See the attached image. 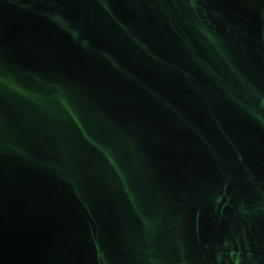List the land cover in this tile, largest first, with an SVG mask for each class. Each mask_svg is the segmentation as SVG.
Masks as SVG:
<instances>
[{
    "label": "water",
    "instance_id": "water-1",
    "mask_svg": "<svg viewBox=\"0 0 264 264\" xmlns=\"http://www.w3.org/2000/svg\"><path fill=\"white\" fill-rule=\"evenodd\" d=\"M0 264H264V0H0Z\"/></svg>",
    "mask_w": 264,
    "mask_h": 264
}]
</instances>
